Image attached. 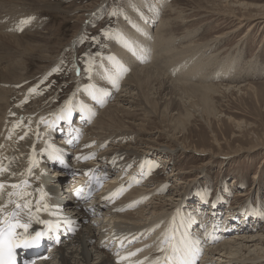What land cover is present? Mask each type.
<instances>
[{
  "label": "bare ground",
  "instance_id": "6f19581e",
  "mask_svg": "<svg viewBox=\"0 0 264 264\" xmlns=\"http://www.w3.org/2000/svg\"><path fill=\"white\" fill-rule=\"evenodd\" d=\"M46 1L0 0V185H3L0 220L16 212L22 224L29 225L28 233L32 235L36 230L47 228V223L56 228L64 225L77 228L67 246L77 245L81 249L80 262L85 264H179L180 261L186 264H264V226L251 225L253 220L248 215L251 206L222 212L219 199L212 204L205 203L206 193H201L195 202L190 201L195 188L193 183H179L180 187L187 186L168 190L159 172L158 160L174 151L168 145L156 146L148 138L150 120L156 117L167 129L174 127V142L180 145V150L187 151L188 146L176 140V134L187 129L199 105L196 101L199 100L206 111L211 109L210 100L219 85L196 83V69L204 63H196V56L207 50H201L193 41L196 32L183 33L181 36L188 45L173 50L172 43L178 38L175 31L181 24H173L169 14L167 17L161 14L167 1L158 0L155 7L156 0H133L132 6L127 8L129 17L121 13V32L111 36L109 50L115 54L98 64L92 86L84 87L87 70L78 72L79 67L75 68L79 77L75 81L80 86L79 92L74 94L77 100L74 97L73 102L70 99L64 107L61 104L52 110L58 96L46 100L39 87L27 88L28 91L22 88L31 78L25 58L38 51L42 61H50L53 50L50 46L53 35L48 36L50 25L45 24L43 29L47 30L42 32L41 23L25 14L26 6L45 5ZM109 3L110 0H102L97 6L88 5L91 10L79 6L73 12L87 11V19L97 20L99 12L107 10ZM167 12L173 14L174 10L169 7ZM28 19L29 23H22ZM262 19L264 15L236 20L241 28L257 20L260 23ZM156 22L160 25L154 31L152 26ZM186 23L182 21V25ZM24 30L25 33L18 36ZM211 57L214 55L205 57L203 65L213 61ZM58 61L53 59L50 67H42L48 71ZM168 70L172 71L171 78L166 74ZM220 72L217 76L222 78L230 74L229 69ZM93 88L97 89L98 96ZM84 100L91 107L85 108ZM30 103L41 106H36L35 110ZM26 111L28 115L24 114ZM140 111L146 112L145 118H136V112ZM37 117L46 119L48 124H37ZM71 129L74 134L82 133L83 140L70 149L64 143L74 135ZM151 156L157 161H152ZM57 158L71 165L74 172L71 178ZM133 166L138 169L128 178ZM92 174L104 182L103 190L89 204H85L84 198L76 201L72 193ZM186 177L173 171L167 178ZM26 182L31 188L24 186ZM245 202L250 204V199ZM191 203L196 206L195 211ZM242 208L245 213L239 217ZM224 213L230 215L227 219L231 222L227 223L228 228L222 229L218 223ZM233 231L238 233L227 236ZM18 232L22 233L23 229L19 228ZM222 238L224 240L220 241ZM133 243L135 246L128 248ZM173 245L180 251L174 252ZM141 246L144 247L141 249ZM166 257H171V261ZM59 259L61 264L69 263L63 255Z\"/></svg>",
  "mask_w": 264,
  "mask_h": 264
},
{
  "label": "rangeland",
  "instance_id": "374dc122",
  "mask_svg": "<svg viewBox=\"0 0 264 264\" xmlns=\"http://www.w3.org/2000/svg\"><path fill=\"white\" fill-rule=\"evenodd\" d=\"M101 1L47 0L45 5L36 4L25 8V10L27 9L25 14H29L27 15L29 18L37 19L41 23L42 32L47 30L43 29L45 24L46 26L50 25L51 32L48 36L53 35L50 41V46L53 50L50 55V61H42L38 51L32 56L25 58L28 63V74L31 78L29 79V84L22 88L39 87L40 93H43L42 95L44 96L42 98L47 97L45 98L46 100L55 97V95L56 97L58 96L57 102L51 106L52 110L59 108L61 104L64 107V104L66 105L70 99L72 100L70 102L77 100L74 94L79 92L80 86H77L75 81V79L79 78L75 68L79 67L78 72L83 71V69L87 70L86 75L89 79H85L87 84L84 87L88 85V88L92 86V81H95L93 74L99 69L98 64L111 54H115L109 50L110 45H112L111 40L116 33L121 32L120 26L122 27L123 24L120 18L121 13L125 12L126 16L128 15L127 17H129L127 8L132 6L133 0H110L107 10L100 11L99 13L101 14L97 20L87 19V11L82 13L73 12L79 6H86V10H91L88 5L97 6ZM166 1L168 5L161 14L163 17L169 14V17L171 16L170 19H172L171 23L181 24L180 28L175 31L177 34L175 35L178 38L175 39L176 42L173 41L172 43L173 50L181 49L184 45H188V41L183 40L182 37L187 31L196 32L193 41H196V45L200 46L201 50L207 48L206 52L202 53L200 51L198 53L196 63L198 61L206 63L205 57L208 59L210 55H214V57H211L213 61L208 65L205 64L207 66L203 65L204 63H200V66L196 69V83L219 85V88L211 97V109L206 111L205 107L200 106L202 103L199 100L196 101V104L199 105L196 106V113L190 118V123L184 131L185 134L183 132L176 134V140H180L181 144L188 146L187 151L180 150L178 147L180 145L174 142L175 139L172 137L174 127L167 129L165 125H161L156 117L150 120V125L147 128L151 133L148 137L150 141H153L156 146L159 144L168 145L174 151L169 153L165 159L158 160V169L162 174L161 177L166 180L168 190H171V188H185L193 183L192 186H195V188L193 189V199L190 201L195 202L197 197L201 196V193H206L204 197L205 203L212 204L215 199H219L222 212H230L243 205L244 207L248 205V208L251 206V209L248 210V215L253 220V222H250L251 225H256L258 228L260 226L263 227L264 19L260 23H258L259 20H257V23L250 22L249 25L247 24L241 28L239 21L236 19L241 17L256 19L264 15V0ZM156 3H158V0L153 3L155 7H157ZM169 7L173 8V14L167 12ZM62 8L71 12L66 13ZM177 17L183 18L179 20ZM182 21L187 23L182 25ZM159 25L160 22H156L152 29L156 31ZM250 25H253V27ZM24 33L25 30L18 36ZM80 34L81 36H79ZM75 44H77V47H75ZM53 59H58L59 63L54 64L48 71H46L48 68L46 70L43 69L42 66L45 65L50 67ZM201 66L204 70H202V74L201 70H199ZM207 67L211 68L207 69ZM53 68L56 69V72H53ZM225 69L227 71L229 69L230 74H227L224 78L218 77L217 74ZM206 71L207 73H205ZM171 72L169 70L166 71V74L168 73L167 76L170 78L172 77ZM44 78V82L39 83ZM92 90L98 96L97 89L93 88ZM84 102L85 108L91 107L88 101L84 100ZM40 103L30 104L36 110ZM202 108L203 111L201 110ZM29 111L32 112L30 108ZM29 111L23 113L28 115ZM140 112H136V118H145L144 113L146 112ZM35 122L39 125L48 124V121L42 117H37ZM149 158L152 161H157L152 156ZM133 168L128 171L129 175L130 173H135V169H138V166H133ZM121 170H124V168H121ZM173 171L181 173V176H187L186 179L167 178L169 173ZM129 177H132V175ZM179 183H186L187 185L180 187L178 186ZM137 186V188L140 187V185ZM246 199H250V204L245 202ZM191 207H193V204ZM210 207L212 205L208 206V208ZM195 208L196 206L193 207L194 211ZM244 211L238 213L239 217L244 215ZM214 214H216V211ZM214 214H211V216L214 217ZM224 214L220 216L222 220L219 219L218 223V226L222 229L228 228L227 223L231 222L227 219L230 215H227V213L224 216ZM258 217L262 219L259 221ZM236 233L238 232H229L227 236ZM222 240L224 238L220 241ZM71 246L63 245L61 248L62 254L60 253L58 257V250L54 254H51V250H49L47 252L49 257L42 261H37L36 264H42L41 262L43 261L46 264L50 261L52 262L48 264H61L59 259L61 255L67 258L68 264H85L80 262L82 259L80 255L81 249L77 245ZM133 246H135V243L128 248ZM142 247L144 246H141V249Z\"/></svg>",
  "mask_w": 264,
  "mask_h": 264
},
{
  "label": "snow or ice",
  "instance_id": "6c2138e0",
  "mask_svg": "<svg viewBox=\"0 0 264 264\" xmlns=\"http://www.w3.org/2000/svg\"><path fill=\"white\" fill-rule=\"evenodd\" d=\"M29 22L30 19L22 21L25 24ZM93 98L95 99V96ZM2 187L3 185H0V188ZM17 207L19 208L20 205ZM18 228L23 229V232H17ZM28 228V224H21L18 220L15 223L10 220L0 221V264H15V250L17 248H29L39 244L45 233L37 231L32 235L28 233ZM172 248L174 252L180 251L176 245H173ZM166 259L171 261V257H166ZM179 264H186V262L180 261Z\"/></svg>",
  "mask_w": 264,
  "mask_h": 264
}]
</instances>
